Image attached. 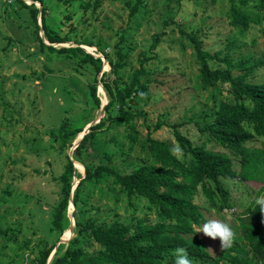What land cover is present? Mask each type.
Here are the masks:
<instances>
[{"label": "rangeland", "instance_id": "1", "mask_svg": "<svg viewBox=\"0 0 264 264\" xmlns=\"http://www.w3.org/2000/svg\"><path fill=\"white\" fill-rule=\"evenodd\" d=\"M134 1L42 0L46 26L51 34L68 38L52 47H78L84 54L100 59L101 70L94 75L89 64L80 63L82 54L49 53L46 50L38 53L28 10L18 3L12 5L10 0H0V264H29L36 261L41 242L47 245L54 242L56 249L53 248L49 255L51 263L57 250L69 245L73 231L70 236L64 234L70 225L74 226L72 197L79 182L77 176H84L82 161L94 168L101 156L105 159L109 156L110 161L104 162L119 171L128 170L131 164H135L134 167L140 163L150 166L151 155L146 148L149 140L168 142L176 147L173 125L192 141L198 139L191 121L204 119V115L211 116L228 86H224L221 93L219 89L201 83L185 35H196L202 48L209 53H227L232 65L240 66L241 62L252 65V60H264L261 22L252 25L247 32L228 25L232 3L256 19L260 0H244L245 5L240 4L241 0H145L130 16L129 9ZM27 2L31 3L30 0ZM42 6L34 4L39 11ZM37 19L41 27L40 13ZM155 33L163 35L152 52L150 46ZM39 36L45 45H50L41 30ZM120 51L124 60L117 71L121 82L118 88L130 81L132 72L140 67L141 58H149L144 67L150 74L141 79L148 80L146 96L138 100L130 98L125 108L136 115L137 131L124 123L117 127L105 123L97 130L93 142L75 157L73 152L83 138L80 137L83 130L105 119L104 107L116 93L110 61L118 63ZM261 69L254 72L256 81L264 78ZM92 84L96 86L98 108L93 107L89 96ZM81 126L80 133L70 134ZM63 134L67 138L62 146ZM246 145L262 148L261 139L256 138ZM205 148L226 153L211 143ZM174 154L181 156L178 151ZM226 154L232 159L233 168L238 170V157L231 152ZM67 159L73 163L76 176L70 181L71 202L68 201L66 209L68 228L56 240L57 233L50 229V221L60 199L57 179ZM76 164L82 168L81 172ZM222 185L228 206L220 209L219 205L224 203L216 201L217 208H210L200 190L195 193L193 202L206 221H224L236 233V219L248 214L251 204L259 208L256 199L264 196V189L259 192L264 182L225 180ZM113 189L112 186L107 189L103 184L82 186V198L88 197L100 209L95 215L84 211L81 220L91 216L108 223L113 220L110 219L111 210L114 216L125 217L126 223H131L133 216L146 217L150 223L157 219L144 198L132 196L128 199L132 206H128L125 196L119 201L110 197L112 192L116 193ZM202 224L194 225V233L187 237L194 239L195 235L204 244L210 258L205 264H231L226 252L235 254L231 250L233 244L221 249L218 239L195 233V228ZM247 258L255 264L251 253ZM172 259L173 255L168 256L166 264H172ZM190 259L193 264H199Z\"/></svg>", "mask_w": 264, "mask_h": 264}, {"label": "trees", "instance_id": "2", "mask_svg": "<svg viewBox=\"0 0 264 264\" xmlns=\"http://www.w3.org/2000/svg\"><path fill=\"white\" fill-rule=\"evenodd\" d=\"M30 1L32 3L28 5L24 0H10V3L12 5L18 3L28 10L38 53L46 50L49 53L82 54L80 63L89 64L94 75H97L102 66L100 59L84 54L78 47L60 49L52 47V44L66 42L68 38L51 34L46 26V13L42 0ZM144 1L133 2L129 9L130 16L136 13ZM35 3L42 6L41 11L34 7ZM240 4L245 5L246 1L241 0ZM257 5L259 13L257 18L253 19L232 3L228 13V25L238 27L241 32H247L251 30L252 25L257 26L261 22L263 25L261 33L264 36V0H260ZM39 13L41 27L38 26ZM40 30L50 45L44 44L39 36ZM161 34L153 35L150 46L152 52L159 44ZM181 34L184 35L183 32ZM184 38L192 50L201 83L204 86H213L221 93L223 87L228 86L217 110L211 112V116L204 115V119L191 121L196 138L198 137L195 141L178 131L175 125L172 126V135L176 147H172L168 142L149 140L146 148L151 155L150 166L140 163L134 167L135 164H131L128 170L119 171L104 162L106 159L110 161L109 156H106V159L101 156L99 164L94 168L82 161L84 176H77L79 182L72 197L73 237L65 249L57 250L50 264H166L165 259L173 255L178 247L185 248L188 256L195 262L205 264L210 258L204 244L195 235L194 239L187 237L188 234L194 233V225L206 222L198 206L193 202L195 193L200 190L210 208H217L216 201L223 202V205H219L221 209L228 206L223 181L264 182V78L256 81L254 75L255 71H262L261 68L264 70V60H252L250 61L252 65L243 62L239 64L240 66L232 65V59L227 53L222 54V51H217L212 54L205 51L196 35L187 34ZM118 54V63L114 64L110 61L116 93L110 96L109 102L104 107L105 119L90 127L89 132L80 140L73 152L75 157L93 142L97 130L105 123L114 127L124 123L132 131L136 130L137 117L125 108L130 98L138 100L146 96L148 80L141 79L150 74L144 67L149 58H141L140 67L132 72L130 81L123 83L122 88H118L121 82L117 71L122 67L124 60L121 51ZM89 96L93 107L98 108L100 102L96 96L95 84L90 86ZM81 129L82 126L70 134L74 136L80 133ZM66 136L61 135L64 140L62 146L65 144ZM254 138L261 139L262 148L246 145ZM209 143L226 153L231 152L236 155L238 170L233 168L232 159L225 152L206 149L205 146ZM174 151L180 152V158L174 154ZM74 175L76 176L73 163L67 159L63 172L57 179L60 184V199L50 221V229L57 233L56 240L68 228L66 209L70 196V181ZM97 184H103L107 189L112 186L118 195L112 192L110 197L119 201L121 196H125L128 206H132V202L128 200L132 196L144 198L148 209L153 210L157 219L150 223L146 217L133 216L132 222L126 223L125 217L116 214L114 216L111 210L110 219L113 220L108 223L100 217L88 216L86 220H81L80 215L84 211L89 215H95L100 209L99 206H94L88 197L82 198L81 188L84 185L97 186ZM263 189L264 185L259 192ZM247 211L250 213L236 219L237 234L231 248L235 254L230 255L228 251L226 254L229 255L231 264H253L252 260L247 258L248 253H251L255 259V264H264V213L253 204ZM40 245L41 249L37 252L36 261H31L29 264H46L54 248V242L49 245L41 242ZM91 246L95 248L89 250Z\"/></svg>", "mask_w": 264, "mask_h": 264}, {"label": "clouds", "instance_id": "3", "mask_svg": "<svg viewBox=\"0 0 264 264\" xmlns=\"http://www.w3.org/2000/svg\"><path fill=\"white\" fill-rule=\"evenodd\" d=\"M261 213H264V196L256 199ZM195 233H203L212 240L220 241V248L227 249L232 246L236 233L229 223L217 219H209L202 225L195 228ZM172 264H193L188 252L183 247L174 250Z\"/></svg>", "mask_w": 264, "mask_h": 264}, {"label": "water", "instance_id": "4", "mask_svg": "<svg viewBox=\"0 0 264 264\" xmlns=\"http://www.w3.org/2000/svg\"><path fill=\"white\" fill-rule=\"evenodd\" d=\"M32 3V2H31ZM104 107V105H102V107L101 108H103ZM103 111V110H102ZM91 127V125H89V126H87V128H86V130L84 129L83 130V132H82V134H81V138L87 133V131H88V129ZM69 202H71V196H69ZM73 223V222H72ZM72 231H73V225H70V228H69V235L68 236H70L71 234H72ZM55 249H56V247H54V251H55ZM50 260H51V257L49 256V258H48V260H47V262H46V264H50Z\"/></svg>", "mask_w": 264, "mask_h": 264}, {"label": "bare ground", "instance_id": "5", "mask_svg": "<svg viewBox=\"0 0 264 264\" xmlns=\"http://www.w3.org/2000/svg\"><path fill=\"white\" fill-rule=\"evenodd\" d=\"M100 91H101V90H100ZM98 93H99V92H98ZM104 101H105V98H103L102 103H103ZM97 117H98V116H97ZM78 136H80V134H79ZM75 166H76V168L81 172V169H82V168H80L77 164H76ZM79 171H78V172H79ZM68 213H69V212H68ZM64 235H65V237H67V236L69 235V233H68V232H65Z\"/></svg>", "mask_w": 264, "mask_h": 264}, {"label": "built area", "instance_id": "6", "mask_svg": "<svg viewBox=\"0 0 264 264\" xmlns=\"http://www.w3.org/2000/svg\"><path fill=\"white\" fill-rule=\"evenodd\" d=\"M27 4L30 3V2H27V0H24Z\"/></svg>", "mask_w": 264, "mask_h": 264}]
</instances>
